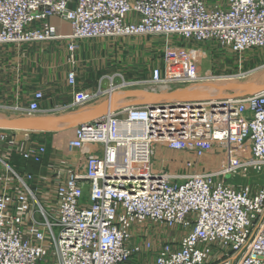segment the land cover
<instances>
[{
    "label": "built area",
    "instance_id": "obj_1",
    "mask_svg": "<svg viewBox=\"0 0 264 264\" xmlns=\"http://www.w3.org/2000/svg\"><path fill=\"white\" fill-rule=\"evenodd\" d=\"M53 16L70 32L56 33ZM158 35L207 48L223 67L202 74L196 57L168 53L146 77L118 70L94 89L78 86L79 41ZM42 42L65 51L71 99L44 108L36 89L25 104L0 103V112L59 115L124 88L237 82L245 72L233 65L264 48V0H0V53ZM197 90L206 96L130 105L75 125L65 145L74 160L50 163L48 175L8 163L13 151L42 161L34 131L0 129V140L15 136L0 155V264H264V182L249 177L264 176V90ZM170 152L189 156L178 162ZM214 152L221 159L207 167ZM236 173L249 181L229 183Z\"/></svg>",
    "mask_w": 264,
    "mask_h": 264
},
{
    "label": "crops",
    "instance_id": "obj_2",
    "mask_svg": "<svg viewBox=\"0 0 264 264\" xmlns=\"http://www.w3.org/2000/svg\"><path fill=\"white\" fill-rule=\"evenodd\" d=\"M48 23L58 34H67L70 32L69 23L58 17L53 16L48 18ZM141 38L143 37H140V39ZM97 39L79 41V47L75 53L76 62L74 68L77 72V81L80 88L88 90L94 89L97 86L99 77L104 74L113 73L111 72V67L118 65L124 68L125 66L127 67L126 58H124L127 54L125 52L127 49L126 45H122L121 42L117 40ZM148 39H150V37H148ZM148 45L150 44L144 43L145 47ZM113 48L115 49L114 52L111 51ZM109 51L116 55V64H111L114 56L110 57L111 54H109ZM65 57V51L55 42H42L21 48L19 51H12L9 49L6 52H1L0 103L25 104L32 91L36 89L43 90L45 100L41 103V106L44 108L68 102L71 99V90L65 82V73L69 68V63L66 61ZM141 77L144 76L142 75ZM126 78L131 77L126 76ZM106 85L107 81L103 79L101 86ZM177 92L188 93L192 91L179 88L171 90L164 88L153 92L141 88H124L113 92L110 96L100 97L77 112L102 110L105 114L109 111H114L130 105L169 101L168 99H160L156 97V95L175 94ZM0 113L6 115L11 112L3 111ZM34 132L35 133H31V139L42 143L38 133L44 131ZM43 144L46 147V153L40 163L25 160L23 163L17 164L19 165L17 168L11 166L21 172L26 171L35 175H48V165L50 163L56 165L60 164L62 158L74 160V155L67 157L65 151L66 143L63 147L62 145L55 146L54 139L46 138L45 141L43 140ZM4 151L5 149L0 151V154L3 155ZM11 157H15L17 160L21 158L16 154H13Z\"/></svg>",
    "mask_w": 264,
    "mask_h": 264
},
{
    "label": "rangeland",
    "instance_id": "obj_3",
    "mask_svg": "<svg viewBox=\"0 0 264 264\" xmlns=\"http://www.w3.org/2000/svg\"><path fill=\"white\" fill-rule=\"evenodd\" d=\"M89 40H93V39H89ZM101 40H104V39H101ZM117 41L121 42L122 45H126L127 49L125 52L127 54L124 56V58H126L125 61H126L127 67L125 66L124 68V67H120L119 65L113 66L111 67V72L118 71L116 69H121V73L125 77L129 76L131 78H138L142 75L146 77L145 75L148 74L149 66L152 63L153 64L159 63L163 65V59L166 56V54L167 55L168 53L174 54L176 52L177 53L182 52L184 56L188 57V59L191 57H196V59L198 60V71L202 74L209 73V71L214 69L215 67L218 70L223 67V64L221 63L216 64L215 62L212 61V57L214 58L215 55L213 56L212 55L213 53H211L207 48H204V47L198 48L197 46L192 45L188 43L187 41H183V40L180 42H177L173 38L166 37L163 35L153 36L150 39H148V37L146 38L143 37L141 39L138 37L135 39L133 38L118 39ZM144 43H147L150 45L145 47ZM114 48L111 51L114 52L115 50ZM191 50H196V51L192 52ZM111 51H109V54H111L110 57L114 56L113 61L111 60L112 61L111 64H116L115 62L116 55L112 53ZM232 57L230 56L227 57L226 55L224 65L228 64L227 66H232L233 64L230 63L231 60H233ZM234 66H235V69L233 70H236V71L239 70L241 72H245V75L244 77H241L240 79H238L237 82H232V83L243 84L251 88L264 86V48L254 52V56L252 59L250 58L245 59V62H242L240 67L233 65V68ZM226 84L227 83L192 85L188 88V90H192V89L196 90V89L201 88L202 86H206L208 89L211 87L213 88V87H218V86H222ZM175 88L181 89V87L179 86ZM217 92H218V96L219 95L224 96V95L236 93L235 91H232V90H220V91L218 90ZM0 116L19 117L12 113H9V114L7 113L6 115L0 113ZM38 134H39L40 139L42 140V143H43V140L45 141L46 138L47 139L50 138V139H54L55 146L62 145L63 147L65 143L67 142V140L73 137L74 125L62 126L56 129L46 130ZM21 137L23 136H17V139H21ZM14 139H15V136H13L12 134V137L11 135H9L6 140H0V151H2L3 149L9 148L11 146V142H14ZM13 154L18 155L15 151L11 152L8 158V163L12 165L13 167L17 168L19 166L17 164L19 163L21 164L25 160H23L22 158H18V160L15 159V157L12 158L11 156ZM170 156L172 159H175L176 161L179 162V161L186 159L189 155L188 153H183V152L175 153L174 152V153H171ZM220 159H221V154L214 152V153L209 154L205 158L204 164L207 165V167L209 166L211 167L213 165H216ZM249 177L253 178L254 182H257V183L264 182V176H260L258 174H251L249 175ZM227 180L229 183H232V184H240V183L249 181V179L247 180V178H245L244 176L238 173L233 174L232 176H229Z\"/></svg>",
    "mask_w": 264,
    "mask_h": 264
},
{
    "label": "water",
    "instance_id": "obj_4",
    "mask_svg": "<svg viewBox=\"0 0 264 264\" xmlns=\"http://www.w3.org/2000/svg\"><path fill=\"white\" fill-rule=\"evenodd\" d=\"M242 87L246 89L241 90ZM239 89V90H238ZM220 90H232L236 93H233L232 96L239 97L249 94H254L264 90V86L251 88L245 86L243 84H235V83H227L226 85H222L217 87V91ZM181 93L177 92L175 94H167V95H156V97L160 99H168V100H185L191 99L196 96L191 95L190 98L183 97L181 98ZM145 104H151V102H146ZM139 105V104H135ZM104 115V111L102 110H93L87 112H77V113H67V114H59V115H51V116H42V117H4L0 116V129L2 130H14V131H46L56 129L62 126L75 125L81 122H88L90 120H94Z\"/></svg>",
    "mask_w": 264,
    "mask_h": 264
},
{
    "label": "bare ground",
    "instance_id": "obj_5",
    "mask_svg": "<svg viewBox=\"0 0 264 264\" xmlns=\"http://www.w3.org/2000/svg\"><path fill=\"white\" fill-rule=\"evenodd\" d=\"M218 87H219V86H218ZM243 89L245 90L246 88H245V87H242L241 90H243ZM216 90H217V87H213V88L211 87V88H208V91L210 92L208 97H214L213 94H214V92H215ZM238 90H239V89H238ZM200 91H201V90H197V89H196V90H193L192 92H188L187 94H181L180 97H181V98H183V97H188V98H190L191 95L194 94V93H197V96L200 97V98H201V97H205L206 95L204 96V94H201ZM203 93H204V92H203ZM194 95H196V94H194ZM194 95H193V96H194ZM211 95H212V96H211ZM21 132H25V130L20 131L19 133H21Z\"/></svg>",
    "mask_w": 264,
    "mask_h": 264
}]
</instances>
